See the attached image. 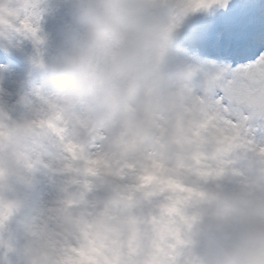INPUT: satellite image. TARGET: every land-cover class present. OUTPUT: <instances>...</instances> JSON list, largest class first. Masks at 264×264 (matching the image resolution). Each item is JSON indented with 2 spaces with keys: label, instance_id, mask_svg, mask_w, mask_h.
<instances>
[{
  "label": "clouds",
  "instance_id": "9594fccd",
  "mask_svg": "<svg viewBox=\"0 0 264 264\" xmlns=\"http://www.w3.org/2000/svg\"><path fill=\"white\" fill-rule=\"evenodd\" d=\"M227 2L68 0L60 36L49 44L37 32L31 60L45 86L25 99L19 116L2 110L0 184L20 203L21 215L48 208L40 239L50 255L62 254L66 236L83 230L88 238L81 244L116 257L139 229L132 241L138 264H169L178 228L182 264H264V156L258 152L264 145L252 139L255 147L226 151L201 127L204 102L226 67L172 50L191 13ZM67 142L102 150L96 164L76 162L95 169L97 184L122 173L136 186L131 201L117 202L91 227L79 208L61 204L62 180L56 195L34 198L49 171L62 165ZM173 181L191 190H173ZM162 190L179 212L170 232L153 242L144 235L151 226L132 225L129 218L145 193Z\"/></svg>",
  "mask_w": 264,
  "mask_h": 264
},
{
  "label": "snow or ice",
  "instance_id": "6c2138e0",
  "mask_svg": "<svg viewBox=\"0 0 264 264\" xmlns=\"http://www.w3.org/2000/svg\"><path fill=\"white\" fill-rule=\"evenodd\" d=\"M5 5L4 0H0V24H11L9 17L15 19L14 13L8 11ZM21 29L39 39L38 28L27 20L19 21L17 31ZM202 110L204 120L201 127L215 135L225 145L226 151L255 147L249 120L253 116L264 119V53L255 62L239 66L230 74L226 68L204 102ZM2 116L3 111L0 110V117ZM101 151L97 148L95 153H91L83 145L62 143L63 163L60 167L51 169L63 178L62 191L65 195L61 204L65 209L79 208L86 227H91L97 217L104 215L117 202L131 201L134 193L130 189L136 188L127 183L128 177L122 173L117 174L113 180L97 184L94 168L77 165L76 162L81 158L96 164L101 158ZM258 152L264 156V147H260ZM210 175V171L206 172L204 178L207 179ZM169 186L173 190L178 187L191 190L190 185L182 186L174 181ZM171 200V195L163 190L160 193H145L138 214L130 216L129 223L150 225L152 230L146 231L144 235L155 242L158 236L170 232V224L176 223L173 214L178 213L179 209L175 203H170ZM48 212L46 207H33L21 215L20 203L9 197L6 186L0 184V264H11L9 254L20 257V264H138L135 260L137 247L132 241L136 239L139 229L133 230L121 243L116 257L81 244L82 239L88 238L87 231L83 230L66 236L61 245L62 254L50 255L47 245L40 239V221ZM183 244L177 228L175 242L169 245L172 249L168 253L169 264H182L180 246ZM91 252H96L97 255H91ZM121 257L124 259L121 260Z\"/></svg>",
  "mask_w": 264,
  "mask_h": 264
},
{
  "label": "rangeland",
  "instance_id": "374dc122",
  "mask_svg": "<svg viewBox=\"0 0 264 264\" xmlns=\"http://www.w3.org/2000/svg\"><path fill=\"white\" fill-rule=\"evenodd\" d=\"M200 10H197L193 13H191L188 18L191 17H197L198 13H200ZM212 17L221 20L222 14H221V8L218 7L212 12ZM66 20V19H64ZM62 20L57 21L58 24H60ZM35 27L38 28V31H42L44 29V25L41 23V21L35 22H29ZM61 28L63 25H60ZM185 29V26L181 28V30ZM50 34V32H48ZM174 53V52H173ZM175 54V53H174ZM41 72L36 69L35 67H32V69H28V73L26 74L25 71L21 72L19 69H14L9 67L6 64H3L0 66V92L9 90L17 93L18 96H20L24 101L27 98H31L34 94V92L41 87H35L34 85L29 84V77L33 75H39ZM194 86L199 90L201 87V81L199 78L194 80ZM250 125V124H249ZM251 127V125H250ZM63 180V178L56 172L49 171L48 177L44 181L48 185V190L44 191L46 198H50L54 195H56L57 191L60 187V181ZM41 191V187H40ZM2 253H0L1 255Z\"/></svg>",
  "mask_w": 264,
  "mask_h": 264
},
{
  "label": "bare ground",
  "instance_id": "6f19581e",
  "mask_svg": "<svg viewBox=\"0 0 264 264\" xmlns=\"http://www.w3.org/2000/svg\"><path fill=\"white\" fill-rule=\"evenodd\" d=\"M259 139H260L262 145H264V133L259 135Z\"/></svg>",
  "mask_w": 264,
  "mask_h": 264
}]
</instances>
